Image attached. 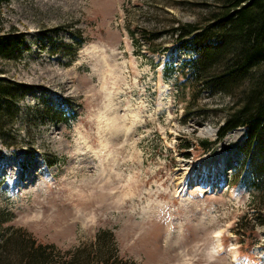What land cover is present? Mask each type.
<instances>
[{
	"label": "rangeland",
	"instance_id": "obj_1",
	"mask_svg": "<svg viewBox=\"0 0 264 264\" xmlns=\"http://www.w3.org/2000/svg\"><path fill=\"white\" fill-rule=\"evenodd\" d=\"M219 3L2 0L0 32L25 47L0 78L34 88L13 122L0 117V264H25L22 234L62 264H264V213L235 184L245 129L201 148L234 99L170 69L192 53L173 28L203 26ZM57 96L69 123L41 117Z\"/></svg>",
	"mask_w": 264,
	"mask_h": 264
},
{
	"label": "trees",
	"instance_id": "obj_2",
	"mask_svg": "<svg viewBox=\"0 0 264 264\" xmlns=\"http://www.w3.org/2000/svg\"><path fill=\"white\" fill-rule=\"evenodd\" d=\"M173 31L180 40V49L192 53L180 60L179 66H171V71L179 72L185 81L195 83L199 89L234 99L217 127L216 139L202 140L201 148L213 150L227 132L237 127L245 129L235 184L250 192L251 212L264 213V0H220L203 26L185 23ZM144 33V30L139 33L143 41L156 37L153 34L148 38ZM21 47H25L21 34L0 32V61L17 57ZM176 85L177 90L179 84ZM33 88L30 84L0 78V117L13 122L19 111L18 101ZM70 102L57 96L41 110V117L53 123H69L76 118ZM3 142L0 132V143ZM188 147L185 144L183 148ZM259 224L264 225V219ZM234 231L238 235L244 233L242 226L236 225ZM107 233L112 235L104 231L97 240ZM18 240L25 244V254L16 249L26 259L25 264H62L60 260L48 262V255L56 249L53 244L40 243L28 236L26 240L23 234ZM6 243L7 237L1 239L0 247ZM84 264H127V261L87 254Z\"/></svg>",
	"mask_w": 264,
	"mask_h": 264
}]
</instances>
